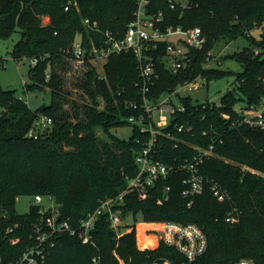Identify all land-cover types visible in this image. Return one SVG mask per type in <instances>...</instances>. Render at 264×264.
I'll return each instance as SVG.
<instances>
[{
  "label": "trees",
  "instance_id": "obj_1",
  "mask_svg": "<svg viewBox=\"0 0 264 264\" xmlns=\"http://www.w3.org/2000/svg\"><path fill=\"white\" fill-rule=\"evenodd\" d=\"M68 1L75 4L65 10ZM185 1L177 18L167 14V0H151L147 5L149 13L163 12L166 25L198 26L206 39L201 49L189 50L187 68L176 73L166 66L163 44L151 52L157 78L149 98L156 100L198 76L207 84L228 74L205 67L206 53L217 42L243 37L249 44L230 55L242 71L218 103L179 97L186 109L176 113L158 134L155 158L180 162L194 155L192 145L205 148L213 142L214 155L200 171L226 190L228 197L217 200L206 188L187 206L182 196L184 173L176 172L155 181L144 199L135 191L124 196L122 217L141 215L128 225L130 230L117 235L102 217L95 224L92 244L68 234L57 236L46 251V264H92L93 257L98 264H148L162 257L173 264L232 263L242 258L264 264V131L231 124L238 104L240 108L257 104L264 94V34L256 40L249 33L264 22V0ZM136 8L137 0H0V39L19 33L11 57L37 59L28 70L24 92L50 90V103L33 110L15 90L0 86V264H10L32 242L29 235L37 209L30 205L19 214L17 196L49 195L59 205L62 218L76 224L101 199L117 195L127 177L136 174L134 156L149 139V133L128 122V117L139 116L141 108L125 104L141 100L136 85L140 82L138 59L132 51L112 53L100 74L88 57L86 68L73 78L79 91L73 93L71 88L64 89L73 66L63 52L77 39L88 51L105 47L104 35L88 29L84 18L97 21L103 32L122 36ZM71 92L81 100L72 98ZM38 115L51 117L53 124L32 138L27 132ZM180 124L191 129L178 131ZM127 125L131 126L128 139L111 132ZM166 186L169 191L164 200ZM233 209L237 220L228 222L225 218ZM167 220L198 225L207 239L205 252L186 263L174 248L159 243L147 224ZM15 223L17 227L5 233ZM13 238L18 242L12 244Z\"/></svg>",
  "mask_w": 264,
  "mask_h": 264
},
{
  "label": "built area",
  "instance_id": "obj_2",
  "mask_svg": "<svg viewBox=\"0 0 264 264\" xmlns=\"http://www.w3.org/2000/svg\"><path fill=\"white\" fill-rule=\"evenodd\" d=\"M151 0H137V8L134 12V18L128 23L125 33L119 36L110 30L104 32L100 30L97 21L84 18V25L95 32H101L104 35L105 47L99 49L87 50L83 46L81 39L74 41L73 45L63 52L68 61L73 65L86 63V59L94 63L96 59H105L112 53L132 51L138 59V70L140 82L136 83L141 100L136 103L133 100L125 104L130 108H141L138 117H128V122L138 125L140 132L149 133V139L145 146L134 156V161L138 167L133 177H127L125 186L112 197L101 199L91 211L73 224L68 219L62 218L59 205L51 196L35 194L32 196L31 205L36 207V217L31 224L30 238L32 242L29 246L15 258L10 264H46V251L54 245L57 236L68 234L76 236L83 244H92L94 239V229L97 220L105 217L110 228L117 235L130 230L128 224L122 216V200L129 192H137L139 197L144 199L148 195L149 187L153 186L155 181L166 179L176 172L184 173L182 184V196L187 201V206H191L195 198L203 194L207 188L217 200H223L228 197L226 190L211 178L206 177L200 167L203 162L214 155V143L210 142L208 147L192 145L196 151L189 159L180 162L164 163L155 158L157 136L166 128L170 119L178 113L185 111V105L179 101V97L185 96L181 90L193 91L198 89L200 76L191 81L179 84L175 89L168 90L159 95L156 100L149 98L148 94L157 74L154 68L152 51L164 47L166 66L173 72H179L188 66V52L190 49H201L205 43V36L200 27L196 26L189 29H183L180 26L166 25L162 11L149 13L147 5ZM75 2L68 1L64 7L65 10ZM170 8H180L185 4L181 0H167ZM205 67H211L213 63H221L219 55H213L209 50L205 56ZM37 59L31 58V63L35 64ZM102 72V70H98ZM49 73L46 75V80ZM235 119L231 122L233 125H245L251 128L264 131V94L259 98L257 104L236 110ZM225 118L229 115L223 114ZM53 124L51 117L38 115L32 127L28 130L27 136L37 138L41 132L50 128ZM178 131L190 130L191 127H184L182 124L176 125ZM168 135L170 133H167ZM169 186L164 188L163 199L167 200ZM235 209L231 210L225 220L235 222ZM17 227L15 223L12 227H7L5 233H10ZM127 227V228H125ZM147 229L156 234L159 243L174 248L185 258L186 263L194 261L202 255L207 248V239L203 230L195 223H180L176 221H151L147 224ZM18 238L11 239V243L18 242ZM92 264H98L96 257L92 258ZM148 264H173L169 258L162 257ZM210 264H254L251 259L242 258L232 263H210Z\"/></svg>",
  "mask_w": 264,
  "mask_h": 264
},
{
  "label": "rangeland",
  "instance_id": "obj_3",
  "mask_svg": "<svg viewBox=\"0 0 264 264\" xmlns=\"http://www.w3.org/2000/svg\"><path fill=\"white\" fill-rule=\"evenodd\" d=\"M182 3L186 2L181 0ZM252 37L256 40H261L264 34V22L258 26H254L250 32ZM19 39V33L13 32L9 37L5 39H0V86L3 89L15 90L16 93L21 96L27 105L35 110L43 104L50 103V90L40 89V90H30L24 92L23 84L28 82V70L33 65L31 59L27 57H21L19 60H14L11 57V49L13 48L15 42ZM249 43L243 37H238L228 43L217 42L211 49L213 55L221 56V63H213V67L219 68L222 70L228 71V74L216 77L209 80L206 84L204 78H199V83L201 86L193 91L181 90L183 94L189 95L193 101L203 102L208 100L209 102L218 103L220 96L228 89L234 86V79L238 72L242 71L241 64L236 61L234 58L230 57L235 51L241 50L244 46H247ZM229 56V57H228ZM94 63L97 66V69L100 71L103 69V64L105 59H96ZM71 78H68L66 73V78L68 82L66 83L64 89H72L73 93H78V88H76L72 82L74 77L77 76L82 68H86V64L73 65ZM71 92L72 98H78L75 94ZM79 100L80 97L78 98ZM240 104L236 106V109L240 108ZM112 133L117 135L119 138L128 139L131 135V126H121L111 130ZM32 203V196L30 195H20L16 197L15 200V209L19 214H24L29 210V206ZM134 219H141V215L128 214L126 215L123 222L128 225L133 223ZM120 264H123L120 261Z\"/></svg>",
  "mask_w": 264,
  "mask_h": 264
},
{
  "label": "water",
  "instance_id": "obj_4",
  "mask_svg": "<svg viewBox=\"0 0 264 264\" xmlns=\"http://www.w3.org/2000/svg\"><path fill=\"white\" fill-rule=\"evenodd\" d=\"M165 10L169 16L172 18H177L181 13V8H170L168 4L165 5ZM44 104L39 107V109H43Z\"/></svg>",
  "mask_w": 264,
  "mask_h": 264
}]
</instances>
